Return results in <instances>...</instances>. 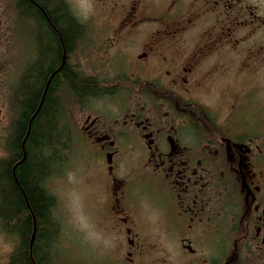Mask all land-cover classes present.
Listing matches in <instances>:
<instances>
[{
	"label": "flooded vegetation",
	"instance_id": "af4514ba",
	"mask_svg": "<svg viewBox=\"0 0 264 264\" xmlns=\"http://www.w3.org/2000/svg\"><path fill=\"white\" fill-rule=\"evenodd\" d=\"M89 1L104 19H71L65 0L11 4L35 30L21 79L34 67L40 90L53 75V103L72 105L59 136L100 163L117 239L90 264H264V0Z\"/></svg>",
	"mask_w": 264,
	"mask_h": 264
},
{
	"label": "rangeland",
	"instance_id": "374dc122",
	"mask_svg": "<svg viewBox=\"0 0 264 264\" xmlns=\"http://www.w3.org/2000/svg\"><path fill=\"white\" fill-rule=\"evenodd\" d=\"M65 1L76 19L97 22L105 17L102 9L89 0ZM34 31V24L12 7L11 0H0V106L4 104L0 120V161H5L8 155L13 123L9 112L12 101L18 100L20 95L23 68L30 66L34 60ZM214 93V90L209 91L205 99L212 102ZM59 108L63 117L57 123V130H66L70 125L72 105L64 103ZM207 115H211L209 109ZM61 139L67 147V151H63L64 166L45 184L47 191L56 198L54 217L61 228L54 249V263H99L108 258L107 251L117 239L107 230L109 222L106 219L107 204L102 201L104 184L99 172L100 163L95 162L96 157L82 146L79 137L74 141ZM155 219L153 215L148 216L146 225ZM160 225H149L153 229L146 232L158 237L163 233ZM165 241L162 235L160 243L165 244ZM15 245L16 240L0 230V264L7 263Z\"/></svg>",
	"mask_w": 264,
	"mask_h": 264
},
{
	"label": "trees",
	"instance_id": "16d2710c",
	"mask_svg": "<svg viewBox=\"0 0 264 264\" xmlns=\"http://www.w3.org/2000/svg\"><path fill=\"white\" fill-rule=\"evenodd\" d=\"M25 13L27 15L29 11ZM74 27L77 35L79 25ZM58 28L67 40V24L60 23ZM33 69L29 68L28 76L20 82L19 92L22 94L25 90L26 101L21 118L12 127L13 136L8 148L11 160L21 161L25 155L15 167L16 182L9 164L0 161V230L16 240L6 264H55L54 249L61 233L54 217L56 198L47 191L45 184L64 166L63 151H67V147L57 130V123L63 115L52 100L53 75L47 88L42 86L38 90L44 81ZM33 229L34 238L30 244Z\"/></svg>",
	"mask_w": 264,
	"mask_h": 264
},
{
	"label": "water",
	"instance_id": "95a60500",
	"mask_svg": "<svg viewBox=\"0 0 264 264\" xmlns=\"http://www.w3.org/2000/svg\"><path fill=\"white\" fill-rule=\"evenodd\" d=\"M24 157H25V155H23V158H22V160H21L20 162L23 161ZM20 162H19V163H20ZM33 238H34V229H33V234H32V238H31L30 244L32 243Z\"/></svg>",
	"mask_w": 264,
	"mask_h": 264
}]
</instances>
